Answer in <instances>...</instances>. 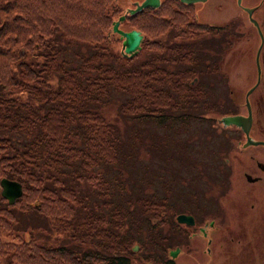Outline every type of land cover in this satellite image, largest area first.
I'll use <instances>...</instances> for the list:
<instances>
[{"label": "trees", "instance_id": "obj_1", "mask_svg": "<svg viewBox=\"0 0 264 264\" xmlns=\"http://www.w3.org/2000/svg\"><path fill=\"white\" fill-rule=\"evenodd\" d=\"M123 11L116 0H0V177L21 185L11 203L0 196V264H165L167 239L153 231V215L169 206L164 196H112L99 166H120L121 143L96 108L123 93L118 114L177 130L232 109L201 82L218 63L202 62L191 36L215 27L197 22L192 5L162 0L124 15L119 27L142 35L131 54L110 30ZM133 207L145 228L127 221ZM33 213L47 226L25 228L21 217Z\"/></svg>", "mask_w": 264, "mask_h": 264}, {"label": "rangeland", "instance_id": "obj_2", "mask_svg": "<svg viewBox=\"0 0 264 264\" xmlns=\"http://www.w3.org/2000/svg\"><path fill=\"white\" fill-rule=\"evenodd\" d=\"M116 1L121 8L131 6V0ZM225 4L219 6L217 5V0L192 2V14L199 23H206L212 26L234 15L239 26H248L250 28L247 34L248 38H240L238 40L236 38L235 42L232 43L234 51H232L225 65L222 64L223 60L218 54L222 39L213 30V27L208 31L201 30V32L191 37L194 41L199 42L196 48L201 54L200 59L209 61L213 65L215 63L214 60H221L220 64L218 62L217 65L219 72L214 73L213 77H208L207 75L203 78L201 77L203 79L201 82L205 81L210 85L212 98H223V109L231 107L230 109L234 110V112L240 111L244 114V92L256 79L252 55L255 52L260 36L253 31L252 26L246 19V15L240 11L237 3H234L233 0H228ZM115 35L117 34L115 33ZM164 38L165 40L170 38V34L167 33ZM262 39L261 54L264 53V37ZM120 43H122L121 39L117 41L116 47L119 48ZM241 46H246L247 52L239 56L236 51ZM140 56L141 52L139 51V54L134 56L133 61L138 60ZM74 60L75 58L73 57L72 61ZM261 65L260 62L258 80L264 86V66L261 67ZM174 68H179V65L174 66ZM255 94L253 91L249 97ZM109 99L108 103L103 105V107L96 108V110L102 111L109 120L113 121L121 143L122 161L119 162L120 166H99V169L103 168V172L110 179L112 184L110 188L113 190L112 196L119 199L126 198L128 194L149 195V197L154 198L158 202H161L159 200H162L161 198L164 196L165 206L182 210V207H184L181 205L183 204L182 202H189L191 196L197 197L199 195L202 197L204 213L208 216L214 217L215 214H221L223 218L226 216L224 218L225 221L230 220L231 225L234 222V217L238 221L239 228L236 231L239 234L235 235V240L241 241L242 245L239 247L233 246L232 248L227 246L228 264H264V202L261 200L264 199V180L261 184L254 183L251 186V189L254 187L253 190L259 193L256 201H254L252 194L247 193L245 186L243 187L245 182L243 184L239 182V180H244L242 176L240 178L239 171L245 169L247 164L252 163L248 155H253L254 158L264 162V147H246L245 151L241 149L239 145L244 142L242 132L236 130L233 126H223L218 121L220 115L216 113H208L213 118L201 116L203 119L200 121L194 120L188 124L179 125L178 127L181 128H178L179 131L175 127L177 125L175 123L159 126L151 121L147 123L118 114L116 106L119 100L125 99L123 93H111L109 94ZM224 133L225 135H223ZM252 133L254 135L250 134V137L264 138V117L259 122V128L256 131H252ZM236 144L238 148L235 146ZM231 146H235V150L240 149L241 151L237 152L240 157L239 161L235 157H231L228 165L224 167L226 168L225 171L235 172L233 174L234 178L230 175L228 180V176L218 170L216 163H223L221 157L228 156L227 149ZM117 169L121 171L124 181H121V177L115 174ZM112 176L116 181L120 180L118 186L115 184L116 181H113ZM261 194L263 195L261 196ZM251 203L255 205L252 211L250 209ZM166 209L170 210V208ZM240 210L242 211L241 213L244 210L251 212L254 218L241 217L237 213ZM132 212L133 217H130L127 221L140 223V229L145 228L146 225L143 226L142 223L145 222L143 211L139 212L138 208L133 207ZM168 213H170V216L167 217V220L166 218H161L164 215L163 213H160V216L153 215L156 221L153 224V227H155L153 231L166 237L167 250L178 243V239L174 238L175 235H173L174 231L172 228L171 216L174 215V211L170 210ZM34 214L36 213L22 216L21 224L25 228H32L31 223L40 226V229L46 227V218ZM161 221L163 223L159 225ZM19 229L21 228L18 226L15 231ZM131 230L129 229L128 233ZM62 233L52 232L51 234L56 239H61ZM35 235L40 239L44 237L42 233H36ZM225 240L228 242L227 239ZM137 243L139 244V242ZM139 245L133 251L143 256L146 248ZM138 248H140L139 251H137ZM181 249L184 250L185 248L182 247ZM214 252L215 256L212 258L211 263L220 264L218 262L217 247ZM183 255L184 253L181 252L173 258L175 264H181L180 259ZM133 261L134 264H138L135 259Z\"/></svg>", "mask_w": 264, "mask_h": 264}, {"label": "flooded vegetation", "instance_id": "obj_3", "mask_svg": "<svg viewBox=\"0 0 264 264\" xmlns=\"http://www.w3.org/2000/svg\"><path fill=\"white\" fill-rule=\"evenodd\" d=\"M133 0H131L132 2ZM139 1V0H137ZM161 1V0H159ZM228 0H217V5L222 6L226 5L225 3ZM234 3H237L240 11H242L246 15V19L248 23L252 26L253 31H255L256 34H260V39L258 41V44L256 45V49L254 54L252 55L253 63L255 66V59L254 55L257 52V64L258 67L264 66V53L261 54V44H262V37H264V0H233ZM249 4H246V3ZM132 7V6H131ZM245 7H252V10L250 12V16L254 19L257 27L253 25L252 21L249 19L248 15L244 11ZM235 16L232 15L228 19H224L219 24H215V31L219 34L220 38L222 39L220 41V47L218 54L220 58L223 60L222 64L225 65L228 62L229 56L232 54V51L234 49L232 48V43L235 42L236 38L237 40L240 38L246 39L249 36L247 34L249 33L250 28L248 26L241 27L238 25L237 21L234 18ZM240 28V29H239ZM239 34V35H237ZM259 36V35H258ZM239 49L236 51V53L239 56H242L247 52L246 46L238 47ZM227 56V57H226ZM223 57V58H222ZM202 62H205L203 59H201ZM221 62V60L217 61V63ZM239 65V64H238ZM259 79V78H258ZM251 86V85H250ZM260 87V88H259ZM255 92L256 94L254 96L249 95L252 92ZM231 94V93H229ZM245 95V94H244ZM244 104V101H243ZM247 104H249V115H250V123L249 128L247 131V135L252 140H259L262 141L264 138H260L257 136H251L254 135L252 131H256L259 128V122L261 121V118L264 117V86L261 85L260 81L258 80V83L251 89L249 94L247 95ZM245 108V104H244ZM241 115L246 116V109L245 113L242 114L240 111L234 112V110L228 111L227 113H222L221 115L227 116V115ZM207 117H212L207 115ZM213 118V117H212ZM225 127L233 126L236 130H240L242 132L243 138L244 134L241 127L235 126L234 124H227L223 125ZM225 135V133L223 134ZM245 142V138H244ZM242 142L239 147L241 146V149L244 151L246 150V147L251 146H259L264 147V145L261 144H244ZM237 148V144L235 145ZM235 146L228 147L227 153L228 156H222L221 160L222 162L216 163L218 165V170H221L223 173H225L228 176V180L230 179V175L233 176L235 172L225 171L226 168H224L231 160V157H235L236 160L239 161V153L241 150H235ZM248 157L252 160V163L247 164L245 169H241L239 171L240 178L244 180H239L240 183L243 184V187L245 186V190L248 194H252V197L254 201L257 200L259 193L256 192V190L251 189V186L254 185V183H263L264 180V162L258 160L257 158H254L253 155H248ZM257 159V160H256ZM224 175V174H223ZM234 178V176H233ZM263 194H261L262 196ZM264 202V199H261ZM184 207H182V210H176L172 207H169L170 210L174 211V215L171 216L172 218V228H173V235H175V239H178V243L173 245L172 247L168 248V250L177 249L176 255L180 254L181 252L184 253L183 257L180 259L181 264H212L211 260L215 256L214 249L217 247V252L219 256V263L220 264H228L227 262V251L226 248L229 246L230 248L239 247L241 246L242 242L239 240H235V235L239 234L236 230L239 228V224L237 219L234 217V222L230 223L229 221H225L222 215L215 214V216H208L206 213H204V209L202 207V197L201 196H191L189 199V202H182ZM256 205V202H255ZM254 204H250L251 211L254 209ZM172 206V205H171ZM243 210V209H242ZM240 210L237 212L241 217H245L247 219H252L254 216L249 213L247 210H244L243 213ZM181 213L183 215L190 216V219H192L191 222H179L175 219V215ZM170 216V213H166L161 218H166ZM224 220V221H223ZM163 221L159 223V225H162ZM226 234V235H225ZM230 235V236H229ZM227 239L228 242L225 240ZM180 240V241H179ZM184 247L185 249H181ZM166 250V254L167 251ZM183 250V251H182ZM234 251V250H233ZM237 252V251H234ZM174 256V257H175ZM174 257H170L169 254L165 257H162L165 264H175L173 261ZM172 258V259H171ZM161 262V261H160Z\"/></svg>", "mask_w": 264, "mask_h": 264}, {"label": "water", "instance_id": "obj_4", "mask_svg": "<svg viewBox=\"0 0 264 264\" xmlns=\"http://www.w3.org/2000/svg\"><path fill=\"white\" fill-rule=\"evenodd\" d=\"M183 3H190V2H195V1H200V0H179ZM133 6L132 8H127L126 11L128 13H132V11L135 10H140L143 9L144 7H155L158 4V0H140L138 1H133ZM252 10V7H245L244 11L246 12V14L248 15L249 19L252 21L253 25H256L254 19L250 16V12ZM124 17V14L122 13L121 15L117 16L116 19H114V21L111 24L110 30L117 33L121 38V53L124 54H131L132 52H134L135 49H137L138 45H139V40L141 38V34L139 32V30L133 28V29H120L118 27V24L120 21H122V18ZM258 35L259 31H258ZM261 37V36H260ZM257 52L258 49L256 50V53L254 55V59H255V70H256V79H255V83L253 85H251L250 87H248V89L244 92V104H245V109H246V116H241V115H227V116H222L220 118V121L223 125H227V124H234L235 126L241 127L243 134H244V138H245V142L244 144H261L264 145V140L259 141V140H252L248 137L247 135V131L249 128V123H250V109H249V104H247V95L249 94V92L251 91V89L258 83V78H259V67L257 64ZM20 191H21V187H20V183L18 181H13L11 179L8 178H4V177H0V195L8 202L11 203L15 198H17V196L20 195ZM175 219L179 222H191L192 219H190V216L188 215H183L181 213H178L175 215ZM137 247V245L133 244L132 245V249H135ZM176 251L177 249H172V250H168L167 253L171 256L174 257L176 255Z\"/></svg>", "mask_w": 264, "mask_h": 264}]
</instances>
